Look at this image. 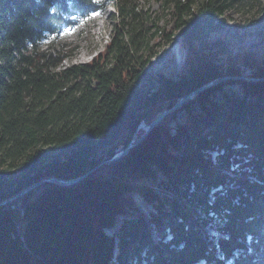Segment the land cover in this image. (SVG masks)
Wrapping results in <instances>:
<instances>
[{"label": "trees", "instance_id": "16d2710c", "mask_svg": "<svg viewBox=\"0 0 264 264\" xmlns=\"http://www.w3.org/2000/svg\"><path fill=\"white\" fill-rule=\"evenodd\" d=\"M157 1L159 15L139 0H0V203L83 176L210 81L264 77L245 55L217 62L210 40L232 15L258 25L264 0ZM107 2L104 50L61 67L54 40ZM157 36L186 48L177 80L146 74ZM199 263L264 264V81L213 86L120 161L0 205V264Z\"/></svg>", "mask_w": 264, "mask_h": 264}, {"label": "rangeland", "instance_id": "374dc122", "mask_svg": "<svg viewBox=\"0 0 264 264\" xmlns=\"http://www.w3.org/2000/svg\"><path fill=\"white\" fill-rule=\"evenodd\" d=\"M144 8L150 7L152 14L159 15L160 3L157 0H139ZM113 3L107 2V7L102 13L93 14L89 19L80 26L63 31L55 40L56 49L63 48L66 52L61 67H67L72 64L89 62L93 57L102 52L109 41L110 36V13L113 12ZM160 27L167 23L168 32L172 27L174 18L169 9H165L161 13ZM166 17V18H165ZM95 18V19H94ZM232 19L227 22V27L218 33H212L210 40H219L223 44V52L216 50L217 62H238L243 55L249 57V61L258 65L264 62V40L258 34L260 29H264V14L260 17L261 22L258 25L245 23L238 15H232ZM95 20L99 22L96 24ZM178 36L172 38V42L168 44L163 38L157 36L153 40L152 57L146 68V74L154 76L162 73L165 77L177 80L180 74L184 73V60L186 57V48L180 46ZM180 41V40H179ZM50 44L46 42L45 46ZM182 58L183 64H179L178 58ZM228 64V63H227ZM238 66V64H237ZM243 76L250 77V72L244 69ZM258 81L260 80L258 78ZM153 81V80H152ZM153 84V82H152ZM205 85V84H204ZM153 86H155L153 84ZM229 91L240 95V89L237 85L226 88ZM134 200L146 211L137 196ZM200 264V263H199ZM202 264V263H201Z\"/></svg>", "mask_w": 264, "mask_h": 264}, {"label": "water", "instance_id": "95a60500", "mask_svg": "<svg viewBox=\"0 0 264 264\" xmlns=\"http://www.w3.org/2000/svg\"><path fill=\"white\" fill-rule=\"evenodd\" d=\"M233 80L258 81L259 79L258 78H252V77L224 76V77L217 78V79H215L213 81H210V82L206 83L205 85L199 87L198 89L192 91L191 93L179 98L178 101L170 109H168V110L164 111L163 113H161L151 123H149V124H146V123H143V122L140 123L126 147H124V148L120 149L119 151H117L110 159L102 161L97 167L93 168L92 170H90L89 172L84 174L83 176H81L79 178H76V179H72V180L49 179V180L43 181L42 183H52V184H58V185H62V186H68V185H72V184H77V183L81 182L84 178H86L88 175H90V174L94 173L95 171H97L100 167H102L104 165L114 164V163L120 161L134 147H136L139 143H141L149 135V133L153 129H155L162 122V120L167 115H169L172 112L178 110L182 106L183 103H185L188 100L194 99L197 95H199L203 91H205V90H207V89H209V88H211L213 86H216V85H219V84H222V83H225V82L233 81ZM260 80H264V77L260 78ZM140 130L143 131V134L139 137L137 135V133ZM42 183H38V184L26 189L24 192L16 195L12 199H9L7 201H4V202L0 203V205H5L7 203H10L11 201L19 198L20 196L29 193L31 190H33L34 188L38 187Z\"/></svg>", "mask_w": 264, "mask_h": 264}, {"label": "bare ground", "instance_id": "6f19581e", "mask_svg": "<svg viewBox=\"0 0 264 264\" xmlns=\"http://www.w3.org/2000/svg\"><path fill=\"white\" fill-rule=\"evenodd\" d=\"M95 19V18H94ZM95 22H96V24L99 22L98 20H95ZM183 60H182V58L181 57H179L178 58V62H179V64H183V62H182Z\"/></svg>", "mask_w": 264, "mask_h": 264}, {"label": "snow or ice", "instance_id": "6c2138e0", "mask_svg": "<svg viewBox=\"0 0 264 264\" xmlns=\"http://www.w3.org/2000/svg\"><path fill=\"white\" fill-rule=\"evenodd\" d=\"M97 2H99V0H97ZM93 11H94V9H93ZM98 14V13H97Z\"/></svg>", "mask_w": 264, "mask_h": 264}]
</instances>
